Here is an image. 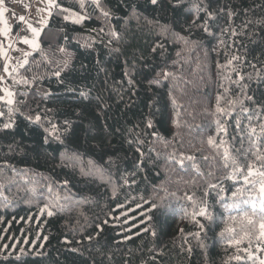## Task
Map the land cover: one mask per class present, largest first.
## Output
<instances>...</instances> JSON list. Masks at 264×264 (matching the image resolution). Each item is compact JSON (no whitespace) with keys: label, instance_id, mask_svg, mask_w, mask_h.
I'll use <instances>...</instances> for the list:
<instances>
[{"label":"trees","instance_id":"trees-1","mask_svg":"<svg viewBox=\"0 0 264 264\" xmlns=\"http://www.w3.org/2000/svg\"><path fill=\"white\" fill-rule=\"evenodd\" d=\"M8 81L0 264H261L264 0H56Z\"/></svg>","mask_w":264,"mask_h":264},{"label":"rangeland","instance_id":"rangeland-1","mask_svg":"<svg viewBox=\"0 0 264 264\" xmlns=\"http://www.w3.org/2000/svg\"><path fill=\"white\" fill-rule=\"evenodd\" d=\"M55 4L56 0H0V106L2 103L11 104L9 100L14 102L15 95L8 77L22 66L27 56L38 47L41 30ZM21 16L24 17L23 21L19 19ZM33 29H36L39 35H36ZM25 40L28 43H25ZM262 196L264 199V194ZM130 259H134L131 264H153L151 259L139 260L136 255ZM261 260L264 261V257ZM157 262L195 264L189 256L178 252Z\"/></svg>","mask_w":264,"mask_h":264},{"label":"snow or ice","instance_id":"snow-or-ice-1","mask_svg":"<svg viewBox=\"0 0 264 264\" xmlns=\"http://www.w3.org/2000/svg\"><path fill=\"white\" fill-rule=\"evenodd\" d=\"M152 3H153V4H156V3H157V0H152ZM19 19H20L21 21H23V20H24V17L21 16ZM33 32H34L36 35H39V33L37 32L36 29H33ZM24 42H25V43H28L27 40H25ZM60 74H61L60 71H57V72L55 73V75H56L57 77H59ZM165 75H167V73H165ZM9 95H11V93H9ZM249 99H251V97H249ZM9 103H12V101L9 100ZM219 110H220V109H218V111H219ZM245 111H247V109H245ZM36 119L39 120L40 117L37 116ZM6 127H7V125H6ZM253 131H254V130H253ZM209 143H212V140H211V139L209 140ZM225 158H227V153L225 154ZM180 163L182 164L183 161L181 160ZM249 174H250V175L252 174L251 171L249 172ZM260 192H261L262 194H264V184L261 185ZM189 199H191V198H189ZM154 207H155V206H154ZM262 210H264V202H262ZM48 214H49V215H52V212H49ZM198 215L206 216V215H207L206 209L201 210V211L198 213ZM250 222H251V221H250ZM228 230L231 231V229H228ZM260 237L264 238V222H262V223L260 224ZM238 242H239V241H237V243H238ZM261 264H264V261H262Z\"/></svg>","mask_w":264,"mask_h":264},{"label":"bare ground","instance_id":"bare-ground-1","mask_svg":"<svg viewBox=\"0 0 264 264\" xmlns=\"http://www.w3.org/2000/svg\"><path fill=\"white\" fill-rule=\"evenodd\" d=\"M175 171V170H174ZM175 173V172H174ZM179 191V190H178ZM178 199V198H177ZM166 219V218H165ZM139 220V219H138ZM107 222V221H106ZM80 246V245H79ZM94 253V252H93ZM55 264V263H54Z\"/></svg>","mask_w":264,"mask_h":264},{"label":"crops","instance_id":"crops-1","mask_svg":"<svg viewBox=\"0 0 264 264\" xmlns=\"http://www.w3.org/2000/svg\"><path fill=\"white\" fill-rule=\"evenodd\" d=\"M49 13V12H48ZM18 35V34H17ZM26 39V37H24Z\"/></svg>","mask_w":264,"mask_h":264}]
</instances>
